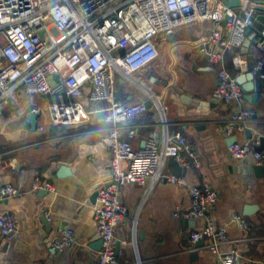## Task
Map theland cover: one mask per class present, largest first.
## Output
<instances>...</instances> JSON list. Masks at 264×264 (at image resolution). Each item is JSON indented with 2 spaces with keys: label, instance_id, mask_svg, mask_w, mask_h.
Returning a JSON list of instances; mask_svg holds the SVG:
<instances>
[{
  "label": "crops",
  "instance_id": "0c3cea01",
  "mask_svg": "<svg viewBox=\"0 0 264 264\" xmlns=\"http://www.w3.org/2000/svg\"><path fill=\"white\" fill-rule=\"evenodd\" d=\"M235 10L252 14L246 8ZM259 27L250 28L244 45L225 54L224 66L235 77L252 70L262 56ZM212 29L210 20L180 27L159 44V57L140 76L168 107L172 131L185 135L201 162L197 166L192 160L186 167L171 158L167 170L218 192L209 215L228 230L230 241L221 245V253L237 251L240 259L233 264H264V175H256L250 169L251 161L236 160L228 151L232 137L235 142H244L264 135V79L257 75L261 85L252 93L258 96L246 99L247 106L255 110L248 129L227 135L225 123L233 107L212 95L221 67L207 56L209 51L221 50L219 43L209 39ZM220 31L223 38L229 36L225 23ZM236 56L242 59L240 66L234 62ZM59 78L55 76L52 82ZM14 94L15 98L7 101L0 98V213H17L21 229L15 240L1 242L0 264H93L101 238L94 218L95 193L111 182L110 153L102 140L112 126L104 110L107 103L89 102L83 96L90 120L65 125L51 121L48 114L58 96L28 95L23 86ZM117 99L136 102L148 97L144 87L126 83L118 87ZM38 107L44 112L38 114L33 129L27 115ZM136 124L134 144L143 146L159 129L155 108L150 105ZM62 163L68 172L61 171ZM36 178L52 182L55 191L34 189ZM7 184L18 188L19 194L2 197L1 188ZM121 197L128 209L116 233L121 264H219L218 254L203 241L190 250L189 233L202 227L204 218L174 215L177 207H191L186 188L162 182L145 198L144 187L130 183L122 187ZM237 214L249 221L248 232L241 229ZM64 228L75 231L78 243L58 251L54 243Z\"/></svg>",
  "mask_w": 264,
  "mask_h": 264
},
{
  "label": "built area",
  "instance_id": "2783aa9c",
  "mask_svg": "<svg viewBox=\"0 0 264 264\" xmlns=\"http://www.w3.org/2000/svg\"><path fill=\"white\" fill-rule=\"evenodd\" d=\"M210 20L213 29L209 39L219 43L221 50L207 52L208 59L220 64L213 97L233 107L225 132L233 135L248 129L255 110L246 104L245 90L224 66L227 51L244 45L247 33L254 26L251 13H239L223 0H0V98H15L19 86L28 95H55L48 114L51 121L65 125L88 122L91 112L81 100L105 102L111 128L103 137L110 153L111 182L97 191L94 218L102 238V247L93 264H121L117 254V229L126 217L127 206L121 189L135 183L144 187L147 198L159 183L183 186L188 190L191 207H177L174 215L184 219L204 218L202 227L189 233L190 250L199 241L219 256V264L238 262L237 251L221 253L222 244L230 241L228 230L209 215L218 199V192L209 185L191 183L185 176L167 170L173 158L182 166L193 160L201 162L193 146L181 132H174L168 119V107L146 85L140 72L159 57V44L180 27ZM225 23L229 36L223 38L220 26ZM258 42L261 58L252 71L264 79V32ZM242 64L240 56L234 58ZM55 76L59 81L53 83ZM135 84L145 88L148 101L158 114L157 132L151 133L143 146H135L136 120L150 106L146 101L126 102L117 99L118 87ZM25 111H21L24 113ZM42 114L44 110L34 111ZM43 129L44 125L39 124ZM263 134L228 146L229 154L239 161L264 164ZM33 188L55 191L47 179L36 178ZM19 194L18 188L7 184L2 197ZM49 211L46 215L49 217ZM241 229L249 231L250 223L235 215ZM21 229L17 213H0V245L15 240ZM247 239V238H244ZM243 239H238V241ZM78 243L72 228H64L54 243L58 251Z\"/></svg>",
  "mask_w": 264,
  "mask_h": 264
},
{
  "label": "water",
  "instance_id": "95a60500",
  "mask_svg": "<svg viewBox=\"0 0 264 264\" xmlns=\"http://www.w3.org/2000/svg\"><path fill=\"white\" fill-rule=\"evenodd\" d=\"M223 1L230 8L250 9L252 11V16L254 17V21H255L254 27H256V25L258 27L260 26L259 32H264V0H223ZM236 79L243 86V89L246 91L245 97L247 100L251 101L258 96L256 93H252V91H254V89L256 87L259 88L261 85V82L257 79V75L252 70L246 71L244 73H240L239 75H237ZM146 105L150 106V101L147 100ZM27 118H28L32 128L36 129L38 114L33 112V111L29 112L27 115ZM199 127L205 128V125L200 124ZM234 142H235V137H232L230 144H232ZM258 149L259 150L264 149V135L262 136V143L258 147ZM250 163H251L250 169H252L256 173V175H258V176L264 175V166L263 165L253 163L252 161ZM62 164L64 165V167H62L64 169H62L61 171L66 172L67 169L65 167V163H62ZM95 195L97 196V192L95 193ZM101 247H102V238H100V241L96 245L95 248L100 250ZM118 247H119V242H117V249H116L117 251H118Z\"/></svg>",
  "mask_w": 264,
  "mask_h": 264
},
{
  "label": "rangeland",
  "instance_id": "374dc122",
  "mask_svg": "<svg viewBox=\"0 0 264 264\" xmlns=\"http://www.w3.org/2000/svg\"><path fill=\"white\" fill-rule=\"evenodd\" d=\"M55 101H58V100H55Z\"/></svg>",
  "mask_w": 264,
  "mask_h": 264
}]
</instances>
